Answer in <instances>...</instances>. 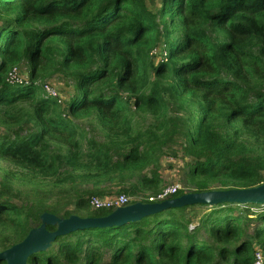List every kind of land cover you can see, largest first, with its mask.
<instances>
[{"label":"trees","instance_id":"16d2710c","mask_svg":"<svg viewBox=\"0 0 264 264\" xmlns=\"http://www.w3.org/2000/svg\"><path fill=\"white\" fill-rule=\"evenodd\" d=\"M21 64L28 80L9 82ZM53 75L73 82L66 109L45 90ZM147 116L155 123L142 130ZM0 126V159L12 166L1 178L0 249L45 211L113 210L82 215L88 199L60 187L67 181L90 182L89 195L156 194L168 143L192 159L186 189L171 197L262 183L264 0H0ZM16 180L60 188L52 202L16 203ZM197 206L208 211L196 223ZM258 247L264 203L193 204L57 236L27 264H252Z\"/></svg>","mask_w":264,"mask_h":264},{"label":"water","instance_id":"95a60500","mask_svg":"<svg viewBox=\"0 0 264 264\" xmlns=\"http://www.w3.org/2000/svg\"><path fill=\"white\" fill-rule=\"evenodd\" d=\"M263 204L264 182L243 188L210 189L206 191L185 192L160 202L135 201L114 208L104 216H79L71 214L60 217L51 212L40 214V223L29 229L22 240L0 251V263L27 264L28 257L34 253L45 251L57 236L86 228L121 225L136 221L149 214L157 213L167 208L182 207L193 204L215 205L218 203ZM54 226V230L47 226Z\"/></svg>","mask_w":264,"mask_h":264},{"label":"rangeland","instance_id":"374dc122","mask_svg":"<svg viewBox=\"0 0 264 264\" xmlns=\"http://www.w3.org/2000/svg\"><path fill=\"white\" fill-rule=\"evenodd\" d=\"M157 7V6H156ZM156 7L154 9H156ZM153 9V10H154ZM161 47V46H160ZM159 47V48H160ZM159 48L156 51V57L155 61H157L159 58L164 60L165 55L162 54L159 57ZM22 68V71L20 69L18 70V78L21 80H28L29 74H28V67L25 64L20 65ZM48 83L49 90L52 94L60 95L61 101L63 104H60L64 109H66L67 103L69 102L70 97L73 95V82L70 79L62 78L57 75H53L52 77H47L44 79ZM173 104L171 100L169 101V108H173ZM171 112H174L172 109H170ZM134 118L137 120L139 119V116L137 114L134 115ZM82 126L87 128L89 126V122L87 119L82 118L79 120ZM153 123H155L149 116L146 117L144 121L139 122L137 125L140 129H144L147 126H151ZM0 131H3V126H0ZM192 161L191 158L186 157L184 159L181 150L179 148V145L177 142L174 143H168L164 145L162 148L161 154L157 158L156 162V173L155 177L157 178L159 184H158V192L164 189L165 187H169L174 184H178L180 186L179 190L186 189L184 188V175L187 168V162ZM12 166L5 160L0 159V190H1V178L4 173H6L7 169L11 168ZM144 172L150 176L151 167L146 168ZM68 191L76 192V193H82V196L84 198H89V194L85 193L87 189L91 187L90 182H78V181H67L62 186H60ZM60 187H53L51 184H37L33 185L29 181L22 180L19 182L18 180L12 182V189L9 191V196L13 202L16 203H24L26 201H33V200H46L48 202H52L56 199V194ZM178 190V191H179ZM117 193H110V194H104V195H96L99 197H104L106 195L111 196L115 195ZM95 195V194H94ZM130 200L134 199H147L148 197L152 196L149 191L143 195H129ZM89 204V202H88ZM261 205V204H260ZM70 207H73V203L71 202ZM239 209H243L244 205L237 206ZM95 209L92 208L91 205H89L88 208L84 207L83 209H80V212L82 215H85L88 213V211ZM250 212L252 214H255L257 212V207L255 205L249 206ZM208 211L207 207L203 206H197L195 210V214H193L192 218H194L195 222L197 223L198 219L201 218L203 214H205ZM195 216V217H194ZM253 216V215H252ZM192 227V225L190 226ZM252 230V226L250 228V232ZM3 239V236H0V245L1 241ZM3 249H0V251Z\"/></svg>","mask_w":264,"mask_h":264},{"label":"built area","instance_id":"2783aa9c","mask_svg":"<svg viewBox=\"0 0 264 264\" xmlns=\"http://www.w3.org/2000/svg\"><path fill=\"white\" fill-rule=\"evenodd\" d=\"M9 82L14 81H21V79L18 78V70L17 68H13L9 73ZM45 90L53 95V97L57 98L58 102H61L60 95L52 94L49 90L48 84L45 86ZM180 186L178 184L171 185L169 187H165L161 191L157 192L156 194L148 197V200L150 202H160L163 200H166L170 198L172 195H174L178 190ZM89 205H91L92 208L99 209H114L118 206H124L131 202L130 197L123 192L117 193L115 195L111 196H104L99 197L96 195H91L88 198ZM252 264H264V253L263 251L258 247L254 251V257H253V263Z\"/></svg>","mask_w":264,"mask_h":264}]
</instances>
